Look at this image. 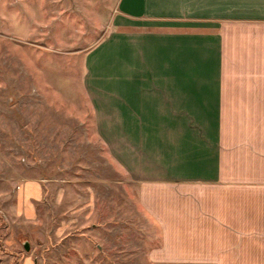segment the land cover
<instances>
[{
    "label": "rangeland",
    "instance_id": "374dc122",
    "mask_svg": "<svg viewBox=\"0 0 264 264\" xmlns=\"http://www.w3.org/2000/svg\"><path fill=\"white\" fill-rule=\"evenodd\" d=\"M232 2L264 18V0ZM119 13L118 0H0V264L225 261L227 238L242 233L225 224V187L264 195V148L239 131L220 181L166 185L129 168L150 156L114 137L111 106L97 129L84 59ZM246 169L259 177L233 175Z\"/></svg>",
    "mask_w": 264,
    "mask_h": 264
},
{
    "label": "crops",
    "instance_id": "0c3cea01",
    "mask_svg": "<svg viewBox=\"0 0 264 264\" xmlns=\"http://www.w3.org/2000/svg\"><path fill=\"white\" fill-rule=\"evenodd\" d=\"M118 7L111 32L86 53L83 80L97 129L100 108L111 106L114 137L124 131L122 144L150 156L130 169L150 167L166 185L217 183L232 129L264 148L263 17L234 14L232 0H118ZM246 170L233 175L259 177ZM224 191L225 224L242 233L227 238L225 261L208 264H264V195ZM251 224L260 234L243 233Z\"/></svg>",
    "mask_w": 264,
    "mask_h": 264
},
{
    "label": "water",
    "instance_id": "95a60500",
    "mask_svg": "<svg viewBox=\"0 0 264 264\" xmlns=\"http://www.w3.org/2000/svg\"><path fill=\"white\" fill-rule=\"evenodd\" d=\"M24 247H25V249H28V244L24 243Z\"/></svg>",
    "mask_w": 264,
    "mask_h": 264
}]
</instances>
